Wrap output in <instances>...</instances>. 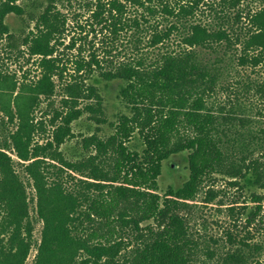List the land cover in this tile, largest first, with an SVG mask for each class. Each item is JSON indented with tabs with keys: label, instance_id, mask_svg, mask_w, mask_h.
Segmentation results:
<instances>
[{
	"label": "trees",
	"instance_id": "obj_1",
	"mask_svg": "<svg viewBox=\"0 0 264 264\" xmlns=\"http://www.w3.org/2000/svg\"><path fill=\"white\" fill-rule=\"evenodd\" d=\"M18 1L9 0L0 11L5 33V17L22 11ZM182 1L172 5L165 0H96L94 15L108 13L115 31L128 5L152 18L163 14L165 19L176 21L166 29H160L159 22L149 27L151 47L165 45L152 61L142 55L103 72L109 81H123L119 97L130 112L119 116L109 138L94 134L84 139V149L93 152L85 160L68 161L60 151L72 136L71 124L84 113L78 108L80 100L94 95L98 106L88 105V109L102 112L103 99L97 88L90 87L91 94L87 95L84 81L78 80L81 76H75V82L65 87L64 108L68 113H62L54 140L46 145L35 143L40 128L34 115L37 102L41 96L51 98L56 92L54 76L58 68L52 37L63 28L51 19L58 13L52 10L55 4L40 16L31 38V54L42 58L44 70L39 80L19 83L15 77L0 73V111L4 116L0 127L4 131L10 124L15 127L3 138L0 135V264H26L34 246L31 200L15 164L24 166L23 173L32 182L35 212L43 222L33 264H77L81 255H87L83 264H106L102 263L104 258L114 263L123 249L120 232L130 226L137 231L138 242L127 264H194L199 244L179 211L196 197L203 184L214 174H224L264 188V128L255 127L238 96L230 107L217 101L228 91L223 72L226 60L218 48L232 50L240 44L241 56L237 59L241 66L264 63V5L246 11L250 26L240 34L232 29L225 9L238 7L241 0H223L220 10L212 9L215 18L211 25L190 19L202 0ZM236 14L238 21L244 17L242 10ZM133 21L137 30L146 31L139 19ZM173 35L180 40L179 49L172 48V43L164 44ZM95 63L101 67L98 60ZM246 88L255 89L264 99V83ZM60 115L56 113L54 119ZM136 132L145 144L142 153L128 146ZM183 152L189 153V180L161 195L159 179L164 163ZM48 159L84 177L81 182L85 188H68L63 178L52 177ZM254 197L257 216L262 211V198ZM143 222H154L157 228L148 226L142 233ZM245 258L244 254H231L227 262L235 264Z\"/></svg>",
	"mask_w": 264,
	"mask_h": 264
},
{
	"label": "rangeland",
	"instance_id": "obj_2",
	"mask_svg": "<svg viewBox=\"0 0 264 264\" xmlns=\"http://www.w3.org/2000/svg\"><path fill=\"white\" fill-rule=\"evenodd\" d=\"M165 1L172 5L176 2V0ZM179 1L183 3L182 0ZM241 1L238 7L225 9L231 17L232 29L240 34L246 33V28L250 26L245 15L246 11L264 5V0ZM222 2L223 0H202L196 15L190 18L191 21L211 25L215 18V13L211 10H220ZM5 3H9V0H0V11ZM16 4L22 11L20 14L10 13L5 17L3 23L8 30L6 33L0 20V73L15 77L19 83L31 84L39 80L44 70L41 66L42 58L31 54V38L37 32L36 24L40 16L51 4H55L52 10L58 13L51 19H55L56 24L63 28L52 37V45L55 47L53 58L58 68L57 75L54 76L56 92L51 98L41 96L37 102L34 115L35 123L40 128L35 134V143L46 145L54 140L55 131L62 124V113L64 115L68 113L64 108L65 87L75 82V76H81L78 80L84 81L83 86L87 95L91 94L90 87L97 88L103 99L102 112L97 113L88 109V105L92 108L98 106L94 95H90L91 98L88 100H80L78 108L84 109V113L71 124L72 136L60 146V151L68 161L85 160L93 152L84 149V139L94 134L102 139L109 138L114 134L119 116L130 112L119 97L123 81H109L103 76V72H109L119 63H125L142 55L148 56L149 62L152 61L159 48L162 50L165 45L151 47L152 36L148 30L149 27L159 22L160 29H166L176 19L169 17L170 21H168L163 14L152 18L148 13L144 14L140 8L128 5L115 31L112 25L113 20L108 13L94 15L97 10L96 0H19ZM238 10H242L244 14L240 21L235 18ZM143 15L145 17H142ZM136 18L146 31L137 30L133 21ZM144 18L149 19L151 23H147ZM179 41L173 35L172 40L164 44L172 43V48L179 49ZM241 50L240 44L232 50L218 48L220 55L226 60L223 72L228 91L221 93L217 101L228 104L230 107L231 102L238 96L248 110L247 114H250L251 120L256 123L255 127L264 128V99L255 89L246 88L250 84L264 83V63L256 67L252 64L241 66L237 59L241 56ZM257 53V51L254 52L255 55ZM96 60L101 67L95 63ZM56 113L61 115L55 120ZM3 117L0 111V122ZM0 129V135L3 138L8 135V132L14 131L15 127L10 124L7 131L1 127ZM128 146L131 151L143 152L145 144L138 132L134 134ZM188 154L183 152L164 163L163 173L159 179L161 195H165L169 189L181 188L189 180ZM10 155L17 162L19 161L14 153L10 152ZM15 166L26 182L31 200V215L35 226L34 246L26 264H33L42 239L43 222L38 219L35 212L36 193L32 182L23 173V165L15 164ZM47 167L49 174L52 177L58 175L63 178L68 188H85V184L81 182L85 178L68 170L61 162L48 159ZM248 177L252 175L248 174ZM256 195L262 198V211L257 216L254 215L258 205L254 197ZM179 213L187 220L192 236L199 244V256L194 264H231L227 262V257L231 254H244L247 257L235 264H264V188L246 183L244 179H232L224 174H214L203 184L196 197ZM85 226H87L86 223ZM148 226L157 228L154 222H143L140 224V231L145 233ZM120 233L123 249L114 263L106 258L102 260V263L127 264L133 255L138 242L137 231L130 226L123 227ZM86 256L81 255L77 264H83L82 261L86 260ZM88 264H94V262L91 261Z\"/></svg>",
	"mask_w": 264,
	"mask_h": 264
}]
</instances>
